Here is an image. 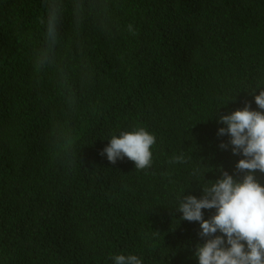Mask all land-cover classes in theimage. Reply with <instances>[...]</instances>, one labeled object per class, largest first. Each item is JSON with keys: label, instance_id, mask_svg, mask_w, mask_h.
<instances>
[{"label": "trees", "instance_id": "obj_1", "mask_svg": "<svg viewBox=\"0 0 264 264\" xmlns=\"http://www.w3.org/2000/svg\"><path fill=\"white\" fill-rule=\"evenodd\" d=\"M108 3L111 23L86 22L78 47L65 15L69 100L51 72L34 71L43 0H0V264H114L118 254L198 264L199 222L175 208L221 170L243 175L242 155L220 147L229 136L218 135V117L246 101L264 111L254 99L264 88V0ZM117 120L155 136L150 167L101 154Z\"/></svg>", "mask_w": 264, "mask_h": 264}, {"label": "clouds", "instance_id": "obj_2", "mask_svg": "<svg viewBox=\"0 0 264 264\" xmlns=\"http://www.w3.org/2000/svg\"><path fill=\"white\" fill-rule=\"evenodd\" d=\"M43 6L45 14L38 18L43 27L42 42L32 53L34 71L51 72L56 84L71 100L76 65L71 49L63 52L65 15L70 12L78 47L86 22L101 28L111 23L110 6L108 0H43ZM128 31L136 34L131 24ZM254 99L258 108L264 110V88L259 89ZM218 119L226 125L218 129V135L229 136L228 143L221 142L220 147L231 145L233 154L242 155L235 169L243 175L236 179L221 170L214 183L201 187L199 198L186 194L175 209L182 213V219L199 222L198 235L204 241L196 244L193 253L198 264H264V184L255 177L256 170L264 173V111L251 109L246 101L244 107ZM130 126L127 120L115 121L108 133L112 137L101 154H106L113 164L127 157L136 169L148 168L156 138L144 127L126 131ZM173 162H184L183 155L175 156ZM202 209H215V212L204 219ZM112 259L114 264H142L136 255L118 254Z\"/></svg>", "mask_w": 264, "mask_h": 264}]
</instances>
